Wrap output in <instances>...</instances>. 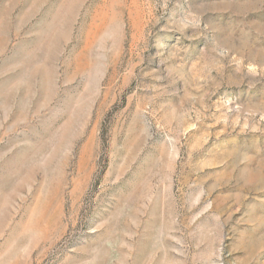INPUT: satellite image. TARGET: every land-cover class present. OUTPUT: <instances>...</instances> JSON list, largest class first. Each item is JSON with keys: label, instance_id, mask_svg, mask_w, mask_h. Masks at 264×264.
I'll list each match as a JSON object with an SVG mask.
<instances>
[{"label": "rangeland", "instance_id": "1", "mask_svg": "<svg viewBox=\"0 0 264 264\" xmlns=\"http://www.w3.org/2000/svg\"><path fill=\"white\" fill-rule=\"evenodd\" d=\"M0 264H264V0H0Z\"/></svg>", "mask_w": 264, "mask_h": 264}]
</instances>
